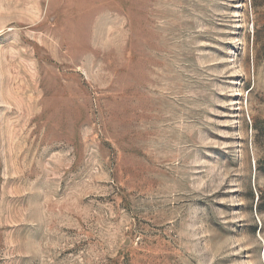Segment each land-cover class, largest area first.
Masks as SVG:
<instances>
[{
  "label": "rangeland",
  "instance_id": "rangeland-1",
  "mask_svg": "<svg viewBox=\"0 0 264 264\" xmlns=\"http://www.w3.org/2000/svg\"><path fill=\"white\" fill-rule=\"evenodd\" d=\"M0 264H264V0H0Z\"/></svg>",
  "mask_w": 264,
  "mask_h": 264
}]
</instances>
